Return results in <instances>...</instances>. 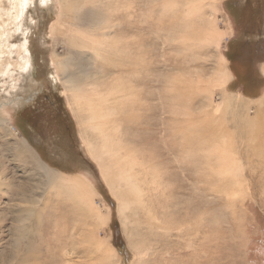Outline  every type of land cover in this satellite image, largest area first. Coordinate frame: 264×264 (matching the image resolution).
<instances>
[{
    "label": "rangeland",
    "instance_id": "1",
    "mask_svg": "<svg viewBox=\"0 0 264 264\" xmlns=\"http://www.w3.org/2000/svg\"><path fill=\"white\" fill-rule=\"evenodd\" d=\"M55 1L27 11L31 100L3 113L0 86V264L27 248L24 264H264V0ZM105 141L109 180L127 165L146 209L121 212L86 146ZM80 174L107 222L78 203Z\"/></svg>",
    "mask_w": 264,
    "mask_h": 264
},
{
    "label": "bare ground",
    "instance_id": "2",
    "mask_svg": "<svg viewBox=\"0 0 264 264\" xmlns=\"http://www.w3.org/2000/svg\"><path fill=\"white\" fill-rule=\"evenodd\" d=\"M39 1H40L39 8L41 10L49 9L50 6H54V3H56L55 0H39ZM164 1L167 4V7H169L168 9L174 7V3L172 2L173 0H164ZM196 1L199 2V6L201 8L204 6V4L201 3L200 1H205V0H196ZM192 5H193V1H189V3L187 4L186 11L188 16H192L195 13V10L193 9ZM194 6L197 5L194 4ZM31 7H33V0H0V78H4L6 80L0 86L4 88L5 95L8 97L7 99H9V102L1 109L3 113L8 112L6 110L7 108H9L7 106L8 104H11L10 106H12L13 109H18L20 107L24 108V105L28 104L29 99L31 100V98L27 100L28 96H30V93L33 92L34 89H36V87L39 85L38 82L34 80V73H33L34 59L30 48V34L37 27V22L35 18L31 17L32 13H27V11H29ZM37 8L38 5L36 6L35 11H38ZM57 25L66 28L64 25H60L59 23H57ZM210 25L211 23L208 22L205 26L210 27ZM16 35L20 37L21 39L20 43H16L18 42L16 40L13 43L12 39H14ZM219 35L220 33H218L217 29L211 33L204 31V35H203L204 39H202V41L208 38L211 40H215V38H217ZM75 37L80 41L81 48L88 49L91 52V54L94 55V57H96V49L102 42L100 39H93L94 36H92L89 33H83L80 30H77V32L75 33ZM86 46L89 47L87 48ZM51 78L53 79L52 81H54L53 85H56L57 84L56 79L53 76H51ZM27 80H29L28 93L25 90L22 91L21 88L19 87L20 83H27ZM226 82H227V76L225 74L221 79V81L218 83V85L221 88H223L226 86ZM93 92L95 93V89H93ZM25 95H28L27 98H25ZM76 103H78V101L73 102L74 105ZM220 110L221 107L216 108L217 113ZM106 126L107 125L100 128L96 127V129H102ZM106 143L107 141L104 142L103 146ZM86 146L88 149L89 156L99 166L103 178L104 179L107 178V182L111 187L112 193L119 201L121 212L131 211L133 202H136L139 206H142L143 209H146L147 208L146 202L143 200L142 197L144 191L142 187L138 184L137 182L138 180L134 179L130 168L127 165L125 166L124 164L120 171V176L121 178H123V180H125L126 186H123V184L117 185L113 183L111 180H109L108 177L109 172L104 170L105 167H107V169L110 168V166L108 165H111L112 167L117 165L114 159H112L110 163L105 164L104 155H112V153L108 150L107 145L102 147L101 149L102 153L98 152L96 147L91 143L87 142ZM103 148L105 150L104 153H103ZM68 185L74 189L78 197L81 199V200H77L79 204H81L84 208L89 207L93 211V213L97 216L98 220L101 223L107 222L106 217L103 216L102 214V210L95 205L94 201H92L94 200L95 195L98 193L92 187V183L87 175L80 174L78 176L73 177V179H71L68 182ZM50 189L52 191H56L55 187L51 186ZM38 201L40 203L41 200ZM14 207L15 208L13 209V211L18 213L19 216L20 215L22 216V214L24 216V214L27 215L30 213L32 214L40 213L39 207L38 205L36 206V204L32 207L30 206L28 207V205H21L20 208H18L17 205H15ZM149 211L151 210L149 209ZM15 219L17 220V217H15ZM19 229L21 231L23 227L19 226ZM22 239H24V237ZM18 241L23 242V240L20 241L19 239ZM98 245L100 247H105V243L98 242ZM23 252L17 251L15 252V255L13 257H9V258H7L6 255L4 254L2 255V259L10 260L8 264H13L17 260H19L20 264H24L26 259H28V254H26V252H28V248L25 250V253ZM106 253L111 254L113 253V250L111 248H106ZM1 264L3 263L1 262Z\"/></svg>",
    "mask_w": 264,
    "mask_h": 264
}]
</instances>
